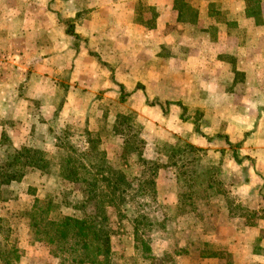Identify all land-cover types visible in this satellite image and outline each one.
<instances>
[{
  "label": "crops",
  "instance_id": "1",
  "mask_svg": "<svg viewBox=\"0 0 264 264\" xmlns=\"http://www.w3.org/2000/svg\"><path fill=\"white\" fill-rule=\"evenodd\" d=\"M175 3L0 0V55L9 61L0 68V133L11 125L14 147L44 150L61 138L86 145L81 129L96 130L109 156L121 146L92 125L104 124L110 107L115 125L128 110L150 130L140 157L167 158L154 140L174 137L215 158L219 180L256 212L255 224L225 213L230 247L264 264V0ZM178 11L191 18L178 20Z\"/></svg>",
  "mask_w": 264,
  "mask_h": 264
},
{
  "label": "rangeland",
  "instance_id": "2",
  "mask_svg": "<svg viewBox=\"0 0 264 264\" xmlns=\"http://www.w3.org/2000/svg\"><path fill=\"white\" fill-rule=\"evenodd\" d=\"M145 5L146 2L141 12H145ZM4 62L9 61L0 55V68L7 69ZM108 110L110 118L100 125L94 121L92 127L102 130L100 136L105 142L109 140L116 143L115 146H121V153L116 147L110 150L114 154H106L108 161L121 170V167L127 170L132 168L131 172L127 171L131 189L119 194L116 192L114 196L108 189H104L106 196L112 201L105 202L104 207L112 230L111 264H261L257 257L246 254L248 249L244 246L237 252H233L230 247L231 242L235 241V231H231L233 226L231 227L226 214H242L244 222L255 224L256 212L242 205L233 188L219 180V175L215 172V158L208 153L186 150L180 158H176L179 164L184 163L183 170L186 171L185 174L178 175L174 166L165 165L168 162L166 157L149 159L139 156L140 152L147 151L144 140L150 133L146 128L147 123L141 122L137 115H132L127 122L118 124L117 131L113 120L118 109L110 107ZM129 112L127 110L124 114L128 116ZM2 125L0 164L9 160L16 150L27 146L14 147L6 130L11 125ZM81 131H84L86 145L83 140L71 143L69 139L61 138L57 141L59 148L41 149L49 159L46 171L29 167L20 181L1 187L0 252L8 251L10 264L59 263L53 250L37 241L30 231L25 211L36 199V209L48 211L52 216L80 217L95 209L93 204L99 199V194L83 206V202L87 201L85 182L70 181L60 175L61 164L67 156L72 159L74 167L79 169L80 177L86 174L81 165L87 166L86 170L94 173L88 165L97 162L96 153L103 151L99 146L101 139L96 130H93V134L86 129ZM119 131L121 133H117ZM69 132L67 130L65 134ZM111 133L116 136L115 140L110 137ZM156 140L154 149L161 152L165 145H180L184 142L181 139L175 140L174 137L168 141ZM152 165L161 166L165 170L159 178L162 179L159 189L155 183H149L159 176L160 169L155 176L151 175L149 168ZM205 166L210 168H204ZM169 193L174 194L177 202L169 200ZM222 208H227V211L222 213ZM238 252L241 253L240 257ZM0 264L3 263L0 261Z\"/></svg>",
  "mask_w": 264,
  "mask_h": 264
},
{
  "label": "trees",
  "instance_id": "3",
  "mask_svg": "<svg viewBox=\"0 0 264 264\" xmlns=\"http://www.w3.org/2000/svg\"><path fill=\"white\" fill-rule=\"evenodd\" d=\"M175 5L182 7V0H176ZM181 12V14L179 12L178 20L191 18L188 16L191 14L190 11ZM247 13L250 14L249 11ZM129 118L125 115H118L115 130H117L118 124L127 122ZM140 142L142 141L140 140ZM164 147L169 152L166 155L168 163L176 168L178 175L185 174L184 163L179 164L176 158H180L185 150L194 151L195 148L190 144L183 146L165 145ZM96 160L99 163L94 162L88 165L94 173L87 171V166L81 165L84 173H86L82 177L79 176V169L74 167L72 159L68 156L60 167V175L64 179L85 182L87 201L83 202V206L99 194V199L93 204L95 209L92 212H87L80 217L72 215L52 216L48 211L43 212L36 209L37 199L25 211L32 235L37 241L45 243L53 250L54 256L59 258L58 264H111L112 262V230L109 218L104 211L105 202L112 201L110 197L106 196L107 193L104 192V189H108L109 193L114 196L116 192H118L117 194L127 192L131 189L132 184L120 168L114 167L108 161L104 151L96 153ZM48 166L49 159L42 150L22 146L12 154L9 160L0 164V189L11 182L20 181L29 167L44 172ZM158 168V165H152L149 168L151 175L155 176ZM149 183L154 185V179H151ZM98 189H100V193H98ZM1 200L0 197V202ZM226 203L228 208V201ZM7 254L8 251L6 250L0 252V261L3 264H10Z\"/></svg>",
  "mask_w": 264,
  "mask_h": 264
}]
</instances>
